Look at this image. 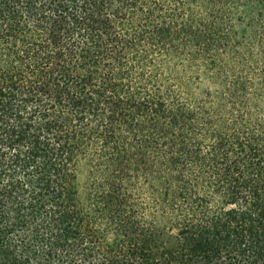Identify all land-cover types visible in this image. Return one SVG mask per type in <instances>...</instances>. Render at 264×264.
<instances>
[{"label": "trees", "instance_id": "trees-1", "mask_svg": "<svg viewBox=\"0 0 264 264\" xmlns=\"http://www.w3.org/2000/svg\"><path fill=\"white\" fill-rule=\"evenodd\" d=\"M0 264H264V0H0Z\"/></svg>", "mask_w": 264, "mask_h": 264}, {"label": "rangeland", "instance_id": "rangeland-1", "mask_svg": "<svg viewBox=\"0 0 264 264\" xmlns=\"http://www.w3.org/2000/svg\"><path fill=\"white\" fill-rule=\"evenodd\" d=\"M83 152V151H82ZM92 151L90 150L85 156L86 158L83 159V157H78L76 162V168H77V185H78V191L81 196L82 202L84 201V197L86 194L87 189L89 188V185L95 180V178L87 173V168H89V160L95 161V159L91 158L93 155L91 154ZM144 178L140 180V183H144ZM136 204L140 205L141 208H144V211H147L149 209V200L147 197L146 189L142 190L138 194L135 193L133 197ZM142 216V212L138 214V217ZM148 215H143L141 218H138L139 220H145ZM105 222V221H104ZM104 224V223H102ZM110 232V231H108Z\"/></svg>", "mask_w": 264, "mask_h": 264}]
</instances>
